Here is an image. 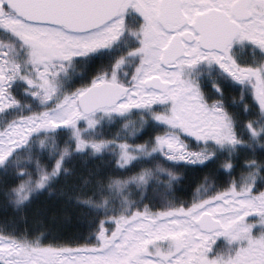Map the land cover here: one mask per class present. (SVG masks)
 Masks as SVG:
<instances>
[{
  "label": "snow or ice",
  "instance_id": "6c2138e0",
  "mask_svg": "<svg viewBox=\"0 0 264 264\" xmlns=\"http://www.w3.org/2000/svg\"><path fill=\"white\" fill-rule=\"evenodd\" d=\"M0 264H264V0H0Z\"/></svg>",
  "mask_w": 264,
  "mask_h": 264
}]
</instances>
